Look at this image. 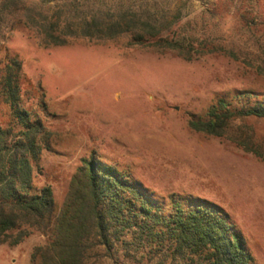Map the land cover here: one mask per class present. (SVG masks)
Returning <instances> with one entry per match:
<instances>
[{
	"label": "rangeland",
	"instance_id": "rangeland-1",
	"mask_svg": "<svg viewBox=\"0 0 264 264\" xmlns=\"http://www.w3.org/2000/svg\"><path fill=\"white\" fill-rule=\"evenodd\" d=\"M46 1L47 10L56 4ZM96 1L167 12L178 33L221 45L237 59L217 53L186 62L175 53L128 49L127 37L47 49L10 25L0 62L7 53L22 62L28 80L22 108L44 127L40 157L31 161L34 188H51L59 208L83 160L96 158L129 174L157 201L175 196L220 207L264 264V161L189 128L220 98L248 92L251 102L264 101V0ZM244 19L259 25L250 31ZM0 124L14 134L24 130L1 96ZM242 126L264 157V120ZM49 241L34 234L0 245V264H40L36 249Z\"/></svg>",
	"mask_w": 264,
	"mask_h": 264
},
{
	"label": "trees",
	"instance_id": "trees-1",
	"mask_svg": "<svg viewBox=\"0 0 264 264\" xmlns=\"http://www.w3.org/2000/svg\"><path fill=\"white\" fill-rule=\"evenodd\" d=\"M0 0V42L10 25L37 36L43 48L65 47L84 39L102 44L127 37L128 49L160 55L175 53L186 62L233 51L207 40L178 33L167 12L143 6L113 7L96 0ZM252 31L257 20H243ZM22 62L7 53L0 62V96L11 107L23 131L14 134L0 124V245H19L34 234L49 238L36 249L40 264H257L229 215L200 199L157 201L129 174L96 158L83 160L58 208L51 188H34L31 161L41 151L42 124L31 122L22 108L27 83ZM252 93L234 100L220 98L205 117L191 119V131L224 139L264 161L262 152L242 126L264 120V101Z\"/></svg>",
	"mask_w": 264,
	"mask_h": 264
}]
</instances>
